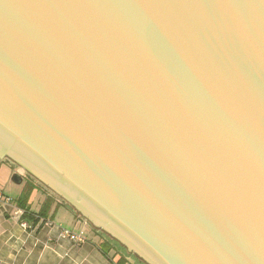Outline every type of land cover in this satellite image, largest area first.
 <instances>
[{
  "label": "water",
  "instance_id": "obj_1",
  "mask_svg": "<svg viewBox=\"0 0 264 264\" xmlns=\"http://www.w3.org/2000/svg\"><path fill=\"white\" fill-rule=\"evenodd\" d=\"M146 264H264V0H0V159Z\"/></svg>",
  "mask_w": 264,
  "mask_h": 264
},
{
  "label": "crops",
  "instance_id": "obj_2",
  "mask_svg": "<svg viewBox=\"0 0 264 264\" xmlns=\"http://www.w3.org/2000/svg\"><path fill=\"white\" fill-rule=\"evenodd\" d=\"M6 159H0V264H116L119 255H124L119 251L113 259L104 256L96 245L99 237L84 219L76 217L60 201L52 199L46 217L38 216L48 197L42 189L34 188L37 191L36 209L29 202V196L21 200L10 198L4 187L10 180L15 183L12 180L15 167ZM23 182L27 183V180L15 184ZM18 202L29 209V216L34 219L22 216L24 210L17 207ZM62 227L81 233L85 241L74 242L62 237ZM123 264H132V261L127 258Z\"/></svg>",
  "mask_w": 264,
  "mask_h": 264
},
{
  "label": "trees",
  "instance_id": "obj_3",
  "mask_svg": "<svg viewBox=\"0 0 264 264\" xmlns=\"http://www.w3.org/2000/svg\"><path fill=\"white\" fill-rule=\"evenodd\" d=\"M9 160V159H6ZM29 176V175H28ZM29 178H31V176H29ZM27 187H25L23 193L21 194L19 197L20 200L21 199H26L27 196H29V192L30 190H33L34 188H36L37 186L35 184L32 183V181H27ZM18 200V201H20ZM52 198L50 196L47 197L46 202L43 204L42 208L40 209V211L37 213L38 216H42V217H46L47 212L49 210V207L52 203ZM21 202V201H20ZM17 207L21 208L24 210L22 216L24 217H28L30 215V211L27 207H25L24 205H22L21 203H16ZM62 204V203H61ZM63 206H65L67 209H69L71 212H73L75 214L76 217H80L81 219H84L77 211H75L71 206L67 205L66 203L62 204ZM30 219H34L33 216H29ZM91 229L94 231V233L99 237L98 241L96 242L97 247L99 248V250L101 251V253L106 256L109 257L110 259H113V257H115L117 255V253L120 251V249H124V247L122 245L119 244V242L116 239L110 238L108 235L104 234L102 231L92 228ZM119 248V249H118ZM125 250V249H124ZM110 253L111 256H110ZM128 256H124V255H119V258L116 260V264H123L126 262Z\"/></svg>",
  "mask_w": 264,
  "mask_h": 264
},
{
  "label": "rangeland",
  "instance_id": "obj_4",
  "mask_svg": "<svg viewBox=\"0 0 264 264\" xmlns=\"http://www.w3.org/2000/svg\"><path fill=\"white\" fill-rule=\"evenodd\" d=\"M12 163H13V166L15 167V172H17V169H18V166L19 165L17 163L13 162V161H12ZM0 172H1V169H0ZM28 175L31 176V178H29ZM21 176H22V179L23 180L32 181L33 184H35L38 188L42 189V191L45 192L48 196H50L53 200L60 201V203H62V204L63 203H66L67 205L71 206L70 204H68L67 202H65L60 196H58L57 194H55L53 191H51L49 188H47L44 184H42L40 181H38L35 177H33L32 175H30L27 171L24 172V174L21 175ZM0 184H2L1 179H0ZM25 184H26V182H23V184L18 185V184H15V183L11 182V180H10L8 182V184L4 187V191L7 193V195L10 198L16 200V199H18L20 197L23 189L25 188ZM36 196H37V191L34 190V189L33 190H30V192H29V200L30 201L29 202L31 203V205H33V208L34 209H36L37 206H38L37 204H35L36 199H37ZM84 221L87 223V226H89L90 228L92 227L89 224V221H87L85 218H84ZM98 230H100V229H98ZM103 233L106 234L105 232H103ZM124 249H125V247H124ZM124 249H120V252L123 253L125 256H128V258L131 259L132 264H146L144 261L138 260L137 257L134 255V253H132V252L126 253V251Z\"/></svg>",
  "mask_w": 264,
  "mask_h": 264
},
{
  "label": "built area",
  "instance_id": "obj_5",
  "mask_svg": "<svg viewBox=\"0 0 264 264\" xmlns=\"http://www.w3.org/2000/svg\"><path fill=\"white\" fill-rule=\"evenodd\" d=\"M20 213V211H17ZM60 235L64 238H67L74 242H83L85 241V238L81 233H76L74 231L69 230L68 228H61Z\"/></svg>",
  "mask_w": 264,
  "mask_h": 264
}]
</instances>
